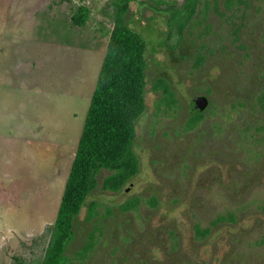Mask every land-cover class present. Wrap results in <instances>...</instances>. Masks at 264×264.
<instances>
[{
	"label": "rangeland",
	"instance_id": "obj_1",
	"mask_svg": "<svg viewBox=\"0 0 264 264\" xmlns=\"http://www.w3.org/2000/svg\"><path fill=\"white\" fill-rule=\"evenodd\" d=\"M174 1L132 2L129 23L148 41V106L136 142L141 171L121 192L99 187L91 194L68 253L74 257L94 233L86 264H264V157L253 161L264 154V141L232 142L234 149L225 143L237 138L246 118L264 124V114L226 124L218 108L237 98L235 65L251 58L233 47L237 55L227 52L219 39L207 47L210 38L200 39L199 31L209 26L193 20L189 56L176 60L161 44L165 15L148 6ZM110 2L0 0V264L31 258L34 241L56 220L114 28ZM256 2L262 11L252 7L250 33L243 32L252 50L243 54L264 69V32L256 29L264 0ZM77 15L86 20L76 23ZM201 17L223 25L214 1L205 2ZM199 52L213 56L195 66ZM160 78L171 84L177 104L157 116L162 91L154 83ZM263 82L255 80L245 95L255 96ZM205 94L211 111L188 128L191 102ZM136 197L135 209L125 211L122 205ZM92 201L99 202L98 214L89 219ZM214 209L222 222L208 240L197 238L195 224H209ZM172 227L180 232L175 252L166 233Z\"/></svg>",
	"mask_w": 264,
	"mask_h": 264
},
{
	"label": "trees",
	"instance_id": "obj_2",
	"mask_svg": "<svg viewBox=\"0 0 264 264\" xmlns=\"http://www.w3.org/2000/svg\"><path fill=\"white\" fill-rule=\"evenodd\" d=\"M133 1L135 0H111L110 2L113 8L114 28L56 220L34 241V248L30 250L32 257H15V264H86L87 257L95 246L96 234L91 233V237L74 257L68 253V248L75 239L76 223L87 207L89 197L99 187L106 192H121L141 171V158L136 151V142L138 123L146 113L148 106V41L129 23ZM209 1L215 2L217 16L222 21V26L219 21H212V17L202 21L204 4ZM140 4L143 5L141 2ZM221 5L224 9H221ZM148 6L151 9L156 6L158 9L156 13L161 12L165 15L167 32L166 39L161 44L176 60L183 61L189 56L185 44L191 37L190 32L194 24L190 23L193 20H197L200 26L203 24L209 26V28H204V26L202 28L198 25L200 39L205 36L210 38L207 47H211V43L219 39L218 44L227 52L230 51L229 47H233L237 49L236 51L241 54L242 58L244 56L251 58L250 63L246 61L241 65H235L238 69L236 70V82L239 89L237 98L217 107L225 111V118L228 119L226 124L231 122L236 125L238 124L237 118L240 119L243 116L251 118L249 113L263 116L264 82L260 90L256 91V97L245 95L255 80L264 78V69L259 68L258 63L256 65V58H252V54H243L252 50V46L244 43L245 35L243 34L244 31L250 33L248 26L253 13L252 7L256 11H262L256 0H176L173 3L161 2L157 5L152 3ZM85 20V15L74 17V21L78 24ZM225 28L228 31H225ZM256 29L259 31L263 29L264 32V18L259 25L257 24ZM203 46H206V43L205 45L203 43ZM230 52L237 55L235 51ZM208 56L213 55L210 56L209 52H199L195 66H200ZM154 88L162 91L157 116L175 107L177 99L169 81L160 78L154 83ZM167 107L169 108L165 109ZM205 118L206 114L196 112L186 124L188 128H192ZM221 128L223 127L215 131L221 134L223 132ZM235 130H237V138L226 140L225 143L230 141L227 149H234L231 144L236 141L241 144L247 141L251 145L264 141V124L259 122H249L246 118L243 130ZM241 144L237 149L241 147ZM263 157L264 154H261L253 161L260 162ZM102 176L103 178L100 179ZM138 201L137 197L131 198L122 205L123 209L125 211L135 209ZM158 204L157 196H153L151 205ZM98 207L99 202L95 201L88 205L89 219H93L98 214ZM196 230L197 233H202L199 227ZM37 248L41 250V253L36 252Z\"/></svg>",
	"mask_w": 264,
	"mask_h": 264
},
{
	"label": "flooded vegetation",
	"instance_id": "obj_3",
	"mask_svg": "<svg viewBox=\"0 0 264 264\" xmlns=\"http://www.w3.org/2000/svg\"><path fill=\"white\" fill-rule=\"evenodd\" d=\"M203 96H206L209 99V104H208L206 110H204L203 112H201V113L206 114L207 112L210 111V107L212 105L211 100H210V96L208 94L198 95V96L194 97L193 100L196 99V98H198V97H203ZM191 111H192V113H196V111H194L192 107H191ZM246 182H248V180ZM214 196H216V193H214ZM206 209L212 210L213 207L207 206ZM216 211H217L216 209L213 210V215L210 217L211 219L209 221V224H207V225H202V223L201 224L200 223L199 224L198 223L195 224V229L197 227H199L202 230V233H197V230H195V235H196L197 238H200V239H203V240H208V237L211 235L213 229L215 227H217L218 225H220V223L223 220L222 219L223 217H222V215H216L217 214ZM206 212H210V211H206ZM166 233H167V236L169 237V240H170L169 246L172 247V248L170 247V249L173 250V248H176L179 245V243H180L179 242V237H180L179 236V234H180L179 229L172 227V228H169ZM263 239L261 241H259V244L264 243L263 242ZM173 252H175V250H173ZM139 264H148V263L143 260ZM180 264H184V263H180Z\"/></svg>",
	"mask_w": 264,
	"mask_h": 264
},
{
	"label": "water",
	"instance_id": "obj_4",
	"mask_svg": "<svg viewBox=\"0 0 264 264\" xmlns=\"http://www.w3.org/2000/svg\"><path fill=\"white\" fill-rule=\"evenodd\" d=\"M209 104V99L206 96L198 97L191 102V107L194 111L200 113L206 110Z\"/></svg>",
	"mask_w": 264,
	"mask_h": 264
}]
</instances>
